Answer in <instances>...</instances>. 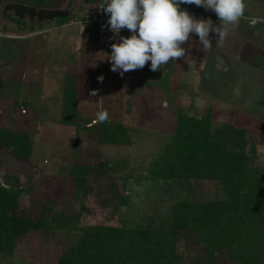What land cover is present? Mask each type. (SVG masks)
Segmentation results:
<instances>
[{"label": "rangeland", "instance_id": "1", "mask_svg": "<svg viewBox=\"0 0 264 264\" xmlns=\"http://www.w3.org/2000/svg\"><path fill=\"white\" fill-rule=\"evenodd\" d=\"M71 1L73 10L64 20L37 24L24 19L17 25L3 19L6 13L13 14L2 15V10L6 4H26L0 0V127L27 130L32 143L27 163L3 152L0 184L13 187L11 193L15 188L24 189L27 194H22V206L36 211L53 204L54 211L70 216L79 213L80 226L133 227L156 225L179 199L221 198L216 185H201L198 191L199 185L191 183L183 190L180 182L142 179L156 153L168 144L178 113L198 118L208 107L216 124L228 122L246 128L258 165L264 166V107L257 104L264 86L263 5L245 0L246 18L223 42L210 33L209 50L192 34L183 45L188 51L183 59L171 60L156 72L148 62L121 76L111 71V50H99L93 31L70 24L90 10L88 4L47 0L44 7L65 9ZM181 6L196 18L219 23L211 10ZM71 73L78 74L87 87L80 89L78 124L62 126L56 122L62 83ZM99 76H103L102 83ZM94 89L97 95L91 96ZM31 104L38 113L30 114L27 108ZM105 109L107 120L132 126L130 145L105 146L91 139L97 114ZM85 163L92 167L86 175V191L77 198V181L69 171ZM122 195L125 203L117 206ZM59 236L45 240L38 233L30 235L15 249L11 261L0 260V264H52L64 245ZM176 248L182 255L195 253L194 247L183 243Z\"/></svg>", "mask_w": 264, "mask_h": 264}, {"label": "trees", "instance_id": "2", "mask_svg": "<svg viewBox=\"0 0 264 264\" xmlns=\"http://www.w3.org/2000/svg\"><path fill=\"white\" fill-rule=\"evenodd\" d=\"M20 1L37 9L49 4L47 0ZM83 1L91 8L101 0ZM256 2L264 6V0ZM3 19L22 23L9 13ZM77 75L63 79L56 121L62 126L78 124L80 89L87 86ZM257 104L264 107V86ZM27 109L38 113L32 104ZM132 129L117 121L96 120L91 139L99 145L128 146ZM28 134L24 129L0 127V165L6 151L12 159L28 162L32 148ZM91 167L77 164L69 171L77 181V198L86 191ZM142 179L180 182L183 190L191 183L199 185L198 191L201 185H216L223 195L205 201L179 199L156 225L80 226L79 213L54 211L53 204L33 211L21 205L22 194H27L24 189L11 193L13 187L0 184V260L11 261L22 240L38 233L45 240L55 235L63 238L52 264H264V166L258 165L246 128L216 124L209 107L198 118L179 112L168 144L156 153ZM123 203L125 195L117 206ZM114 213L115 209L108 220ZM177 243L194 247L195 253L182 255Z\"/></svg>", "mask_w": 264, "mask_h": 264}, {"label": "clouds", "instance_id": "3", "mask_svg": "<svg viewBox=\"0 0 264 264\" xmlns=\"http://www.w3.org/2000/svg\"><path fill=\"white\" fill-rule=\"evenodd\" d=\"M182 4L202 6L215 13L219 23L211 18H196ZM100 9L108 15V27L118 43H112L111 71L125 72L142 69L150 62V70L159 71L171 60L183 59L188 51L185 45L192 34L198 37L204 50L212 47L210 33L221 42L238 26L247 5L245 0H103ZM122 29L131 34L120 36ZM83 31V30H82ZM98 82H103L99 76ZM98 90H91L96 96ZM108 111L97 114V122L108 119Z\"/></svg>", "mask_w": 264, "mask_h": 264}, {"label": "built area", "instance_id": "4", "mask_svg": "<svg viewBox=\"0 0 264 264\" xmlns=\"http://www.w3.org/2000/svg\"><path fill=\"white\" fill-rule=\"evenodd\" d=\"M101 3L103 2L93 5L80 19H74L70 24H78L81 27L91 29L94 33L99 50L102 53H106L111 50L110 45L112 43H118L119 39L114 37L113 33L110 31L107 24L108 15L99 8ZM130 34L131 33L127 29H122L120 32V36L123 37H127Z\"/></svg>", "mask_w": 264, "mask_h": 264}, {"label": "water", "instance_id": "5", "mask_svg": "<svg viewBox=\"0 0 264 264\" xmlns=\"http://www.w3.org/2000/svg\"><path fill=\"white\" fill-rule=\"evenodd\" d=\"M74 2L71 1L69 6L65 9H36L32 6L22 4H6L2 10V15L6 12H11L19 21L28 19L35 20L37 24L44 21H50L55 18H66L73 10Z\"/></svg>", "mask_w": 264, "mask_h": 264}, {"label": "crops", "instance_id": "6", "mask_svg": "<svg viewBox=\"0 0 264 264\" xmlns=\"http://www.w3.org/2000/svg\"><path fill=\"white\" fill-rule=\"evenodd\" d=\"M86 125V124H85Z\"/></svg>", "mask_w": 264, "mask_h": 264}]
</instances>
